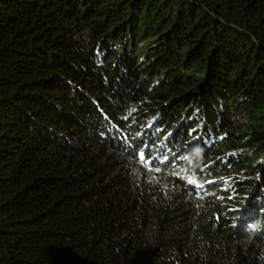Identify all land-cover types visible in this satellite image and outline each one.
I'll return each instance as SVG.
<instances>
[{
  "label": "trees",
  "instance_id": "trees-1",
  "mask_svg": "<svg viewBox=\"0 0 264 264\" xmlns=\"http://www.w3.org/2000/svg\"><path fill=\"white\" fill-rule=\"evenodd\" d=\"M0 264H264V0H0Z\"/></svg>",
  "mask_w": 264,
  "mask_h": 264
}]
</instances>
